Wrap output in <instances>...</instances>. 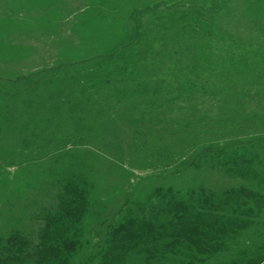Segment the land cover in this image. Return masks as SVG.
<instances>
[{"label": "rangeland", "instance_id": "374dc122", "mask_svg": "<svg viewBox=\"0 0 264 264\" xmlns=\"http://www.w3.org/2000/svg\"><path fill=\"white\" fill-rule=\"evenodd\" d=\"M197 256L264 260V0H0V264Z\"/></svg>", "mask_w": 264, "mask_h": 264}, {"label": "trees", "instance_id": "16d2710c", "mask_svg": "<svg viewBox=\"0 0 264 264\" xmlns=\"http://www.w3.org/2000/svg\"><path fill=\"white\" fill-rule=\"evenodd\" d=\"M62 205L60 206V211H61V217H65V216H74L75 213L78 211L79 208L73 206V201H69L68 199L65 201V202H61ZM56 222L58 221V223L61 224V222L63 221L62 218H60L59 220H55ZM44 229V228H43ZM44 231V230H43ZM45 235V234H44ZM42 236H43V232H42ZM38 245L39 246H45L44 244V240L43 238L40 239V242H38ZM209 257H200V256H197L195 257L194 261H190L186 264H205L206 260L208 259ZM262 261V264H264V260H260L257 264H259L260 262Z\"/></svg>", "mask_w": 264, "mask_h": 264}]
</instances>
